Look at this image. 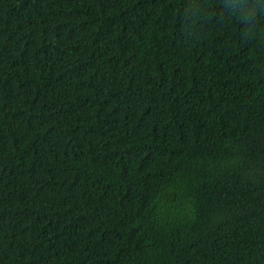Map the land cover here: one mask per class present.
I'll list each match as a JSON object with an SVG mask.
<instances>
[{
	"label": "trees",
	"instance_id": "1",
	"mask_svg": "<svg viewBox=\"0 0 264 264\" xmlns=\"http://www.w3.org/2000/svg\"><path fill=\"white\" fill-rule=\"evenodd\" d=\"M0 264H264V0H0Z\"/></svg>",
	"mask_w": 264,
	"mask_h": 264
}]
</instances>
